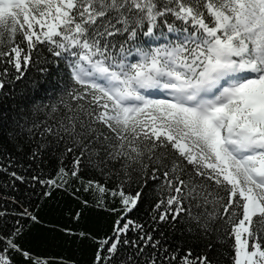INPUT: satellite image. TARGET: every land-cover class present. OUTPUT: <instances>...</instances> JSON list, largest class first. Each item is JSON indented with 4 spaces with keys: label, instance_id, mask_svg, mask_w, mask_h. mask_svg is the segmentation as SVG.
I'll use <instances>...</instances> for the list:
<instances>
[{
    "label": "snow or ice",
    "instance_id": "snow-or-ice-1",
    "mask_svg": "<svg viewBox=\"0 0 264 264\" xmlns=\"http://www.w3.org/2000/svg\"><path fill=\"white\" fill-rule=\"evenodd\" d=\"M48 65L9 133L38 174L0 171L113 217L91 264H264V0H0V95ZM11 199L0 264H47Z\"/></svg>",
    "mask_w": 264,
    "mask_h": 264
},
{
    "label": "trees",
    "instance_id": "trees-1",
    "mask_svg": "<svg viewBox=\"0 0 264 264\" xmlns=\"http://www.w3.org/2000/svg\"><path fill=\"white\" fill-rule=\"evenodd\" d=\"M49 72L47 78H41L37 69L30 68L33 78L39 79L38 89L21 93L19 89L10 90L9 95H0V163L7 166L8 153H11L14 160L9 168L18 173L27 175L28 173L38 174L35 166L28 168L24 156L15 150L14 142L10 139V130L14 128V121L18 118L20 108H26L31 100L47 98L49 92H53L57 87V76L59 69L54 65H48ZM18 160L25 167H16ZM27 168V171L25 170ZM9 172L0 171V211L7 209L10 212L21 211L19 204L11 198L28 207L39 217V223H33L25 232L21 243L36 256L47 260V264H91L94 251L92 242H81L76 233L80 231H90L93 233H104L110 230V222L113 217L102 213L92 207H84L79 200L62 190H53L51 196H43L44 186L36 182L24 183L15 181L12 185V178ZM80 212L79 218L75 213ZM137 216L141 219L145 217L142 209ZM11 219V217H10ZM70 229L71 232L65 231Z\"/></svg>",
    "mask_w": 264,
    "mask_h": 264
}]
</instances>
